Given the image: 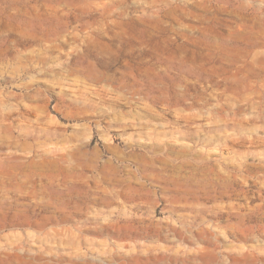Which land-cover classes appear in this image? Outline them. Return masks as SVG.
Here are the masks:
<instances>
[{"label":"rangeland","instance_id":"374dc122","mask_svg":"<svg viewBox=\"0 0 264 264\" xmlns=\"http://www.w3.org/2000/svg\"><path fill=\"white\" fill-rule=\"evenodd\" d=\"M0 264H264V0H0Z\"/></svg>","mask_w":264,"mask_h":264}]
</instances>
